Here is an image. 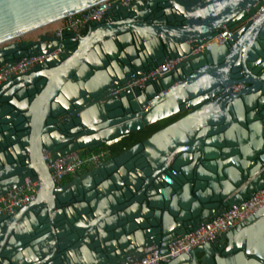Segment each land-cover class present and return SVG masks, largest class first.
Wrapping results in <instances>:
<instances>
[{
  "label": "water",
  "instance_id": "obj_1",
  "mask_svg": "<svg viewBox=\"0 0 264 264\" xmlns=\"http://www.w3.org/2000/svg\"><path fill=\"white\" fill-rule=\"evenodd\" d=\"M98 1L0 0V70L51 53L0 83V195L39 181L0 215V264H131L264 187V11L247 19L264 0L112 1L77 35L10 41ZM223 24L232 39L206 43ZM180 113L55 185L54 158ZM218 238L159 264H264V205Z\"/></svg>",
  "mask_w": 264,
  "mask_h": 264
},
{
  "label": "built area",
  "instance_id": "obj_2",
  "mask_svg": "<svg viewBox=\"0 0 264 264\" xmlns=\"http://www.w3.org/2000/svg\"><path fill=\"white\" fill-rule=\"evenodd\" d=\"M112 1H119L121 4H128L132 0L98 1L58 19L59 25L55 29H50L43 25L45 28L41 33L54 32L56 36H61L63 31H71L77 35L82 32L91 21L101 20L105 16ZM262 11H264V2L261 3L259 7L247 17V19H254ZM233 32L234 29L223 24L218 31L206 41V43H224L228 39H232ZM21 35L12 38L10 41L26 39L21 38ZM36 38H38V36ZM202 46L203 45L196 47L195 50L201 49ZM59 50L60 49L58 48L52 53ZM49 54L24 56L16 63L4 67L0 70V83L11 79L19 73L25 72L31 66L42 62ZM181 58V56L167 58L163 63L147 70L143 75L136 79L128 80L126 85L131 88H142L148 80H153L157 76L162 75L165 71L174 67ZM244 86L245 84L243 82H239L232 84L230 87L232 91H235ZM118 90L119 89H111L110 93L113 94ZM117 140V138L106 140L98 147L82 153L78 150L70 151L54 158L52 162L47 163V166L51 168L50 173L55 185H59L64 180L72 178L73 176L106 161L110 155L108 146ZM42 152L45 159H48L51 156L50 152L45 148L42 149ZM38 187L39 181L37 179H32L30 176L24 177L21 184L0 195V215L11 214L16 208L30 202L35 197ZM263 205L264 187L257 189L248 197L244 198L240 203H233L227 206L223 211L214 215L207 222L200 224L198 227L189 230L183 235H177L167 244L166 253L161 254L159 246L153 244L146 247V254L142 258L132 261L131 264H159L161 261L168 260V256L174 257L180 253L189 252L198 244L215 242L222 232L227 231L240 222H245L246 218L252 212Z\"/></svg>",
  "mask_w": 264,
  "mask_h": 264
},
{
  "label": "trees",
  "instance_id": "obj_3",
  "mask_svg": "<svg viewBox=\"0 0 264 264\" xmlns=\"http://www.w3.org/2000/svg\"><path fill=\"white\" fill-rule=\"evenodd\" d=\"M176 117H170L166 118L164 120L155 122L153 124H150L148 126H145L144 128L131 132L120 139H118L116 142H113L110 144L109 150L110 155L109 157L117 154L118 152L122 151L123 149L131 146L132 144L143 140L144 138L148 137L150 134H152L154 131L158 130L159 128L165 126L166 124L172 122Z\"/></svg>",
  "mask_w": 264,
  "mask_h": 264
},
{
  "label": "rangeland",
  "instance_id": "obj_4",
  "mask_svg": "<svg viewBox=\"0 0 264 264\" xmlns=\"http://www.w3.org/2000/svg\"><path fill=\"white\" fill-rule=\"evenodd\" d=\"M44 26H46V25H44ZM44 26L38 27V28L33 29V30L29 31V32H26L25 34L21 35L20 37L21 38H26V39L36 38L38 36V34L41 33V31L45 28Z\"/></svg>",
  "mask_w": 264,
  "mask_h": 264
},
{
  "label": "crops",
  "instance_id": "obj_5",
  "mask_svg": "<svg viewBox=\"0 0 264 264\" xmlns=\"http://www.w3.org/2000/svg\"><path fill=\"white\" fill-rule=\"evenodd\" d=\"M59 25V21L56 20V21H53V22H50L48 23L46 26L50 29H55L57 26ZM69 179V178H68ZM216 241H219V238H217Z\"/></svg>",
  "mask_w": 264,
  "mask_h": 264
},
{
  "label": "flooded vegetation",
  "instance_id": "obj_6",
  "mask_svg": "<svg viewBox=\"0 0 264 264\" xmlns=\"http://www.w3.org/2000/svg\"><path fill=\"white\" fill-rule=\"evenodd\" d=\"M182 114H183V113H180V114H177V115H175V116H173V117H176L175 119H177V118L180 117ZM175 119H174V120H175ZM66 180H68V179H66ZM66 180H64V181H66Z\"/></svg>",
  "mask_w": 264,
  "mask_h": 264
}]
</instances>
